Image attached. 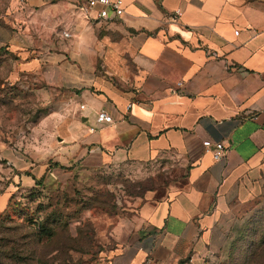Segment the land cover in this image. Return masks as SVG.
Listing matches in <instances>:
<instances>
[{"label": "crops", "instance_id": "obj_1", "mask_svg": "<svg viewBox=\"0 0 264 264\" xmlns=\"http://www.w3.org/2000/svg\"><path fill=\"white\" fill-rule=\"evenodd\" d=\"M27 1L36 51L18 68L67 98L41 121L52 160L178 172L104 220L85 264H203L228 196L264 183V0H121L105 22L76 0ZM97 111L111 123L96 124ZM204 140L222 144L218 160Z\"/></svg>", "mask_w": 264, "mask_h": 264}, {"label": "rangeland", "instance_id": "obj_2", "mask_svg": "<svg viewBox=\"0 0 264 264\" xmlns=\"http://www.w3.org/2000/svg\"><path fill=\"white\" fill-rule=\"evenodd\" d=\"M27 2L0 0V264H85L104 220L126 215L178 172L52 160L56 141L49 134L51 145L45 144L44 122H53L59 99L67 98L18 68L36 51L30 42L36 36L27 35L22 19ZM48 26L61 27L54 20ZM226 206L211 228L203 264H264V183L248 195L228 196Z\"/></svg>", "mask_w": 264, "mask_h": 264}, {"label": "built area", "instance_id": "obj_3", "mask_svg": "<svg viewBox=\"0 0 264 264\" xmlns=\"http://www.w3.org/2000/svg\"><path fill=\"white\" fill-rule=\"evenodd\" d=\"M24 0H15L16 4H22ZM51 1V0H50ZM77 8L79 12L95 22L111 21L113 19L119 18L124 13V8L121 0H76ZM180 10H173L170 15V19L174 20L180 16ZM237 31H234L236 34ZM63 36H67V33H63ZM177 87L181 85L178 81L175 83ZM127 108L130 104H127ZM81 108V106H80ZM112 121L111 115L104 111H97L94 114V122L96 124H109ZM93 127H88V131H92ZM201 146L210 151L213 160H218L222 156L223 146L221 143L211 144L208 140L201 142Z\"/></svg>", "mask_w": 264, "mask_h": 264}]
</instances>
